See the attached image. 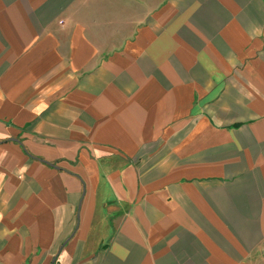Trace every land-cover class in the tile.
<instances>
[{"label": "crops", "instance_id": "1", "mask_svg": "<svg viewBox=\"0 0 264 264\" xmlns=\"http://www.w3.org/2000/svg\"><path fill=\"white\" fill-rule=\"evenodd\" d=\"M0 264H264V0H0Z\"/></svg>", "mask_w": 264, "mask_h": 264}]
</instances>
